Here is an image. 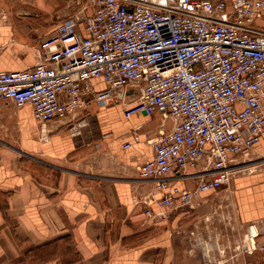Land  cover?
<instances>
[{
  "label": "built area",
  "instance_id": "2783aa9c",
  "mask_svg": "<svg viewBox=\"0 0 264 264\" xmlns=\"http://www.w3.org/2000/svg\"><path fill=\"white\" fill-rule=\"evenodd\" d=\"M87 7L81 24L70 19L40 43L34 67L0 72V100L29 104L47 123L91 102H124V90L137 89L138 109L172 123L148 141L153 155L137 167L152 182L145 215L164 219L228 188L264 138V32L255 25L264 0H88ZM94 80L105 88L96 90ZM186 180L198 182L181 188Z\"/></svg>",
  "mask_w": 264,
  "mask_h": 264
},
{
  "label": "crops",
  "instance_id": "0c3cea01",
  "mask_svg": "<svg viewBox=\"0 0 264 264\" xmlns=\"http://www.w3.org/2000/svg\"><path fill=\"white\" fill-rule=\"evenodd\" d=\"M31 1L29 8L0 0V72L34 67L40 43L60 26L41 15L44 0ZM77 3L68 1L66 10L75 12ZM255 25L264 32V14ZM137 97V89L126 88L124 102H91L73 118L47 123L34 119L29 104L0 100V264H196L199 242L215 240L206 228L219 203L237 209L245 249L252 227L255 247L264 243V138L242 160L258 161L255 173L238 175L194 208L169 209L164 219L145 215L152 182L137 167L153 155L148 141L172 123L135 108Z\"/></svg>",
  "mask_w": 264,
  "mask_h": 264
},
{
  "label": "rangeland",
  "instance_id": "374dc122",
  "mask_svg": "<svg viewBox=\"0 0 264 264\" xmlns=\"http://www.w3.org/2000/svg\"><path fill=\"white\" fill-rule=\"evenodd\" d=\"M68 1L70 0H56V6L52 5L50 0H44L45 7L41 10V15L45 19H49L51 17H53V19H58L59 23L57 24L59 25H62L70 19H77L79 24H81L84 17L91 14V10L87 7L88 0H75L78 3L75 4L76 11L73 13L65 8ZM22 2L25 7L29 8L31 7L30 4L33 3L31 0H22ZM2 14V18L6 20L7 15L5 13ZM92 86L95 89L100 88L97 85L95 86V84H92ZM139 107L140 104L135 106V108ZM257 162L258 161L255 163L252 162L251 164L249 162H245L242 164L244 165L243 167L246 168L243 173L250 174L258 171L259 167L258 164L256 165ZM241 174L242 173L236 174L233 179ZM219 192L221 191L219 190L215 193ZM227 195H229V192H227ZM233 210L234 214L237 213V209H234L233 203H219V205L212 209V215H210V219L207 220V224L211 226L206 228V230L216 235L215 240L209 242L210 246L207 247L201 246V242H199V246L193 253L194 256L196 255L199 257L196 264H264V243H257V246L255 247L254 245L252 249H249L246 246L249 250L243 247L244 236L238 235V233H242L243 229H241L242 226H240V228L237 221H235L236 215L234 216ZM202 243L207 245L204 241Z\"/></svg>",
  "mask_w": 264,
  "mask_h": 264
},
{
  "label": "bare ground",
  "instance_id": "6f19581e",
  "mask_svg": "<svg viewBox=\"0 0 264 264\" xmlns=\"http://www.w3.org/2000/svg\"><path fill=\"white\" fill-rule=\"evenodd\" d=\"M256 234V230L252 227L250 229V234L247 236L246 239V243H247V247L249 249H252L254 247V236Z\"/></svg>",
  "mask_w": 264,
  "mask_h": 264
}]
</instances>
